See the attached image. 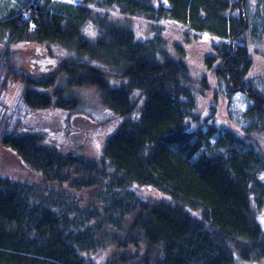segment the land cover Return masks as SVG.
I'll return each mask as SVG.
<instances>
[{"label":"trees","instance_id":"obj_1","mask_svg":"<svg viewBox=\"0 0 264 264\" xmlns=\"http://www.w3.org/2000/svg\"><path fill=\"white\" fill-rule=\"evenodd\" d=\"M228 2L242 16L230 29L218 0H0V80L22 85L24 104L50 119L83 113L86 90L118 119L96 160L51 142L47 129L12 135L0 124L2 145L37 177L0 175V264L264 263V29L243 23L251 7L264 27V0ZM189 32L214 44V92L224 85L254 102L221 126L195 114L214 87L191 74L175 42L197 39ZM24 44L73 56L35 77L15 65Z\"/></svg>","mask_w":264,"mask_h":264},{"label":"rangeland","instance_id":"obj_2","mask_svg":"<svg viewBox=\"0 0 264 264\" xmlns=\"http://www.w3.org/2000/svg\"><path fill=\"white\" fill-rule=\"evenodd\" d=\"M47 0H41L42 3H45ZM50 5H79L82 0H48ZM221 2H226L227 9L220 13V18H226L228 20V28L229 23L241 21L242 16L240 17L239 11L237 9L231 10L230 6L232 3H229L227 0H218ZM258 1V0H254ZM262 1V0H260ZM200 15L204 16V12L200 13ZM206 17V16H205ZM203 18V17H202ZM232 18L236 19L233 20ZM206 24L212 27L215 18L210 17L206 18ZM133 22H136L135 20ZM250 22L251 30L256 35L261 33L264 29L263 23L261 19H259L257 15V9L253 10L251 7L249 8L247 15L245 16V23L248 24ZM89 29L86 30V33L90 36H95L96 31L95 27L92 23L89 24ZM134 29V28H133ZM230 29V28H229ZM137 31L136 29H134ZM193 36H197V39H187L179 38L176 39V44L180 46L181 50H184L186 53L185 62L191 71V74L198 78L199 80L207 79V81L213 86L214 88L211 91L204 92L203 95H200L197 101L200 103L199 108L195 111V114L198 116L200 115L201 122L205 123V125H212L215 124L217 126H221L224 123L225 115L228 116L229 112L232 113V117H236L242 112H246L251 106L254 105L253 101L248 99L249 95H244L241 93H235L232 89L228 91L226 86L223 85L222 90L225 94H219L217 91L214 92L216 83L218 79L214 76V74L209 72L207 69V61L209 57H212L214 44H209L208 42H203L201 39L203 36L200 37L199 33L189 32ZM215 45H219L221 43V39H216ZM3 40H0V49L2 48ZM20 48L15 47V51L21 54V57L17 59L15 65L19 72L29 73L35 77L40 75H50L55 72L52 71L47 74L41 73L40 67L35 65H31V59L35 58L38 59V55L35 52V49L38 45H34L33 50L30 51L31 53L28 54L27 51L29 48L26 44L23 46H19ZM213 47V48H212ZM25 50V53L22 49ZM51 57H54L60 61L68 60L73 55L68 52L65 48L61 46H51V52L44 47ZM12 49V48H11ZM85 62L88 59H84ZM213 63V61H211ZM211 64V63H210ZM212 66V65H211ZM264 76V75H263ZM0 80V124L1 126L9 123L10 130L9 132L12 135L21 134V133H38L39 130L43 133L44 129H47L52 135L51 142H55V144L60 145L62 148L66 147L67 151H74L79 154L85 155V157L89 159H98L100 156L103 155V148L107 138L113 133L115 129V125L118 122V119L110 116L108 112L104 111V108L99 106V101L97 103L95 98L93 97V93L89 90L83 91L80 94V100L85 102V105H81L78 107L77 110H83V113L74 112V111H59L58 113H54V117L50 119L48 114L50 111L44 110L43 112H35L30 110L22 101L21 91L22 85H18L16 83H8L6 84L4 76H1ZM253 79V77H252ZM114 85H119L118 82L114 81ZM228 92L233 93V96L230 97L232 101L228 103L226 95ZM82 95H84L82 97ZM215 97V98H214ZM134 98L138 100V106H142L143 104V95L139 92H135ZM229 105V107H228ZM88 107V108H87ZM56 114V115H55ZM138 114V112H137ZM231 116V114H230ZM77 117H83L84 119H89L90 122V129L87 132L86 139L81 149L75 148L70 142V136L73 133L77 132V128H75L72 124L73 121ZM93 118V120L91 119ZM231 119V118H230ZM72 126L69 128L65 127V131L61 129L62 124L65 125L68 123ZM0 126V127H1ZM5 126V125H4ZM3 128V127H2ZM194 128V126H193ZM4 129V128H3ZM227 129V128H226ZM45 131V130H44ZM50 139V136H48ZM47 138L45 137V140ZM50 141V140H49ZM53 142V143H54ZM0 175H6L12 178H21V179H28L29 181H33L37 179L36 175L32 174L29 169H27L21 160L11 152L7 151L5 147L2 145L0 141ZM147 192L146 190H144ZM151 196L154 200H167L169 198L165 197L162 194H158L156 192H151ZM262 223L264 225V215L262 216ZM264 264V263H263Z\"/></svg>","mask_w":264,"mask_h":264},{"label":"water","instance_id":"obj_3","mask_svg":"<svg viewBox=\"0 0 264 264\" xmlns=\"http://www.w3.org/2000/svg\"><path fill=\"white\" fill-rule=\"evenodd\" d=\"M35 52L37 53L39 60H36L35 58L31 59V65L32 66H39L41 73L43 74H47L50 73L52 71H54L56 68L60 67L63 62L51 57L48 53V51L41 47L38 46L35 49ZM73 125L75 128H77L78 132L73 133L70 136V142L74 147H82L85 141V131L90 129V121L84 119L83 117H77L74 121H73Z\"/></svg>","mask_w":264,"mask_h":264},{"label":"flooded vegetation","instance_id":"obj_4","mask_svg":"<svg viewBox=\"0 0 264 264\" xmlns=\"http://www.w3.org/2000/svg\"><path fill=\"white\" fill-rule=\"evenodd\" d=\"M228 1H231V2H235V0H228ZM247 14H245V16H246ZM257 15H258V13H257ZM258 17H259V15H258ZM243 23H244V25L246 26V25H248V24H246L245 23V17L243 18ZM38 59H39V57H38ZM78 131V130H77ZM89 131V130H88ZM87 130L85 131V135H87V132H88Z\"/></svg>","mask_w":264,"mask_h":264},{"label":"clouds","instance_id":"obj_5","mask_svg":"<svg viewBox=\"0 0 264 264\" xmlns=\"http://www.w3.org/2000/svg\"><path fill=\"white\" fill-rule=\"evenodd\" d=\"M78 132V131H77Z\"/></svg>","mask_w":264,"mask_h":264}]
</instances>
